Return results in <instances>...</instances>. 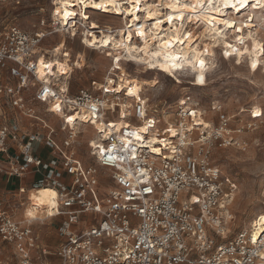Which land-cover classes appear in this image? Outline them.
<instances>
[{
	"label": "built area",
	"instance_id": "2783aa9c",
	"mask_svg": "<svg viewBox=\"0 0 264 264\" xmlns=\"http://www.w3.org/2000/svg\"><path fill=\"white\" fill-rule=\"evenodd\" d=\"M6 1L12 0L0 3ZM73 24L83 43V30L89 25L83 26L80 16ZM60 33L76 38L70 24L61 27L55 20L50 25L42 21L33 34L12 29L0 35V176L22 180L35 175L31 189L56 190L58 209L45 219L57 220L61 239L55 250L43 243L35 225L46 221L22 215L18 198L27 188L19 186L0 195V264H264L257 255L264 245L259 238L255 244L250 240L251 233L259 236L264 227L227 240L235 189L215 162L217 150L246 151L244 135L255 131L261 118L251 110L249 120L231 128V118L217 102L212 106L220 114L215 123L188 92L178 98L172 113L150 108L143 94L140 100L128 98L127 92H108L96 81L71 95L72 72L59 82L37 76L42 42ZM133 39L141 41L135 31ZM114 65L115 60L107 78L116 82ZM104 84L108 85L106 79ZM124 101L130 125L118 128L110 121L115 114L121 117L119 103ZM57 103L59 112L53 111ZM79 114L88 119L68 123L69 116ZM93 120H104L107 127L103 133L97 131L99 148L87 143L91 163H86L78 153L83 133L79 128L94 126ZM145 120L152 124L142 134L144 141H137L132 133L140 134ZM152 135L169 140L166 148L155 145L163 149L160 155L149 144ZM110 156L115 163L108 162Z\"/></svg>",
	"mask_w": 264,
	"mask_h": 264
},
{
	"label": "rangeland",
	"instance_id": "374dc122",
	"mask_svg": "<svg viewBox=\"0 0 264 264\" xmlns=\"http://www.w3.org/2000/svg\"><path fill=\"white\" fill-rule=\"evenodd\" d=\"M54 2L55 0L1 2L0 35L12 29L33 34L40 29L42 21H45L46 25H50L54 20L58 21L53 17L56 10ZM249 11L247 8L244 14L247 16ZM96 12L88 14L83 10L84 17H88L87 20L103 21L105 26L113 29H119L122 26L118 18H124V16L115 17ZM229 13L233 15L231 10ZM259 15L264 18V11ZM260 16L255 19V22L259 25V32L263 35L264 23ZM200 25L201 23L191 26L196 29ZM201 26L197 31H200ZM137 42L140 43V41ZM58 45H60V37L57 34L47 37L42 42L41 48L51 50ZM218 49L215 58L216 67L208 72L205 85L194 82V77L190 75L187 68L179 75L174 74V76L168 77L164 73L156 76L153 72L147 71L145 65H136V72L140 73L143 79L150 77L160 81V85L155 90L151 89L143 94L148 99L150 108L169 109L167 112L172 113L178 98L188 92L200 102L201 109L206 112L208 120H213L215 123H218L220 114L214 112L212 106L214 103H220L223 106V115L231 118V128L239 125L241 120H249V111L251 110H259L264 113V69L250 71L246 64H235L233 59H224ZM109 51L108 49L102 51L96 48L95 50L86 48L81 43L80 36L74 40L68 39L65 52L71 60L72 67H79L78 69L74 67L70 76L71 95H76L81 89L91 88L93 81H96L98 86L105 85L104 80L107 78L114 60V57H106ZM80 54L86 57V65H81V60L78 59ZM130 64L132 63L121 62L126 72L134 75L127 69V65ZM115 74L118 76L120 72L117 71ZM122 103L128 105L125 101ZM49 117L53 119V122H57L56 117ZM114 119H118L116 114ZM81 129L83 133L78 143V153L83 161L91 163L87 143L91 141L94 132L90 127ZM244 139L249 143L246 151L229 148L215 152L216 164L220 166L225 180H229L228 185L235 189V200L231 206V214L234 218L227 227V240H231L240 232L247 231L249 224L256 216L264 212V119L261 118L259 127L255 131L245 134ZM43 157H47V151L43 153ZM103 174L105 173L103 172ZM29 189L31 187L27 188L26 195L18 200L26 202ZM2 194L7 195L8 193L0 191V195ZM21 209L23 211L24 208L21 207ZM56 222L57 220L55 222L46 221L43 224L36 223L35 225V230L39 233L41 240L44 244L47 243L51 250H55L61 240L56 232Z\"/></svg>",
	"mask_w": 264,
	"mask_h": 264
},
{
	"label": "bare ground",
	"instance_id": "6f19581e",
	"mask_svg": "<svg viewBox=\"0 0 264 264\" xmlns=\"http://www.w3.org/2000/svg\"><path fill=\"white\" fill-rule=\"evenodd\" d=\"M96 2L99 3L101 2V0H96ZM103 2L106 5L105 8H95L92 5V3L89 2V0H85V3L83 5L77 3V0H55L54 5L56 6V10L53 14V17L61 23L62 27H67L70 24V28H72V34H73L72 36L76 37L78 35L77 33L78 28L77 30L73 28L74 26L73 19H76L77 16H80L83 26L89 25V27L85 26V29L83 30V32L85 33V38L82 44H84L86 48L93 49V50H95V48L101 49L102 51L105 49H108L114 53H112V56H109L108 54H106L107 58H111V57H115L116 55H119L120 61L125 60V62L127 63H133V61H130L128 59V56L130 54H135L138 59L139 58H146L149 60L152 59L151 55L147 57H143L142 53L135 51L136 48L143 47L142 40L140 41V43H138L135 39H133L135 41V45H133L131 42H129L125 38L126 33L128 31H132V32L135 31L138 23L144 25L146 35L149 38L148 43L150 46L156 43V41H153L150 38L153 35H158V36L163 37L164 39H169V38L174 37L176 34L183 35V33L186 30H191L193 32V37L191 39L193 43L197 44V47L195 48V52H200L201 49L199 45L201 44L208 45L210 51L216 52L218 48L223 49L226 44L231 43L233 47L239 49L240 51H243V48L247 46L249 48V51L253 53L256 57L260 59H264V57H261L259 52H257L256 49L253 48L252 41L247 39V33L251 31L254 40L264 42V34L262 35L259 32V29H258L259 25H257L255 22V19L259 18L260 16L259 14H261L264 11V8L251 7L250 5L254 3V0H249V6L246 7V9L248 8L250 10L247 16L251 15L252 17V19L250 21H247V23L253 25L254 27L250 29L246 28L241 32H234L230 28H225L222 24H220V20L224 19L225 17H227L230 20L236 19V17H239V20H237V25H239L240 21L244 20V18L247 17L244 14V11L246 9H242L240 13L235 12L231 8L224 9L220 5V0H214L213 5L211 6H208L205 0V3H206L205 8L198 9L196 13H192L190 9H185L183 7V5L186 3H195V0H180V3L176 5L174 9L165 7L167 3L173 2V0H156V1L155 0H140L138 4L136 3V0H132L131 3H129L128 0H115L114 6L113 4H109L108 0H103ZM149 5H152V6L149 7ZM79 8H80V12H78ZM217 8H220V11H217L216 10ZM83 10L85 11L88 10V12L86 11L88 14H94V13H97L96 11H98L100 12V14L103 13L109 16H115V17L124 16V18H118V20H120V23L122 24V26L119 29H113V28L105 26L106 28L111 29V35L114 37V39L109 41L108 45H105L103 41L108 38L109 33L107 31L101 30V33L98 35L97 30L91 27V24L96 23V21L86 20L84 17V14L83 15L81 14L83 13ZM230 10L233 12V15L229 13ZM66 12L67 13L76 12V15L66 16L65 15ZM168 14H171L173 16H178L182 14L184 17H188L189 15H192V20L191 21H188V20L181 21L179 19H173L172 23L169 24L167 20L164 19V17ZM197 15L200 16L199 21L196 19ZM133 16L140 17V20L137 21L133 19ZM149 17H151V19H149ZM260 18L261 20L263 19L262 22L264 23V18L262 16H260ZM156 19H163L164 23L156 27H149V25L153 24ZM206 19L212 20V24L206 23ZM200 23L201 25H203V26L200 25L201 26L200 31H197L200 26L196 29H194V27L191 26V25H199ZM128 25H131L132 27L129 28ZM181 25H183V27H181ZM213 26H215V31L212 30ZM221 29H223V31H221ZM165 33H167V35H165ZM58 35L60 37V45H58V47H54L51 50L42 49L41 47L39 48L40 55L37 61L38 63L37 76L42 81L50 82L53 79L55 82H59L61 81V78L63 77L68 78L71 72H73L71 60L69 59L67 55H64V52L66 50L67 41L68 39H71V37H67V34L65 33H60ZM237 36L245 37L244 45H241L239 40L236 39ZM213 37H215V39H213ZM204 40H207L206 42L208 43H206ZM93 41H95V43H93ZM121 43L128 45V47L124 48V47L118 46ZM173 43L178 53L181 52L182 50L184 54H187L189 56L193 55L192 43H188L186 41L185 45H181V44L176 43L175 40L173 41ZM214 45L218 47H213ZM47 55L50 56L49 59L47 58ZM215 58L216 56L214 57L212 63H215ZM223 58L226 60L233 59V57L231 56L223 57ZM238 58L241 61L240 65L246 64L248 69L252 71L247 63V60L250 59L248 54H245V56H241ZM78 59L81 60L80 61L81 65H86V57L83 54H80L78 56ZM41 61H43L44 63L41 64ZM45 65H50V69L48 67H45ZM137 65L140 66L141 64H137ZM211 69L212 68L208 67L206 63V77H207L208 72L211 71ZM259 69L261 68L258 67L257 70ZM146 70L149 72H153L154 74H156V76H158L161 73H164L163 70L160 68H149L146 66ZM117 71L120 72V75H118V80H116V82H114L112 78H106L108 85L106 84L100 85L101 87H104V88L106 87L108 92H111L114 94H121L122 92H124L125 87H131L129 78L132 82L136 83L138 87H141L140 97L138 100L141 99L142 94H145L146 92L152 89L151 87H148V88L142 87L145 81L148 79H143L140 73L136 72L134 73V75H130L128 74V72H126V70L124 69L122 65L119 69L116 67V65H114L112 73L115 74V72ZM197 71H199L198 66L195 71H189V73L190 75H193L194 77ZM164 74H166L168 77H171V76H174V74L176 73L173 72L171 75H169L168 73H164ZM151 79L158 80L157 78H151ZM149 84H150V80H149ZM115 88H119L121 89V91L120 92L112 91V89H115ZM127 96L128 98L137 99L136 97L130 96L128 94ZM119 106L122 108L121 117H119L118 119H115L114 121H110L112 124L116 123L118 128L122 126L124 127V126L130 125L125 120L126 118L125 109L127 108L128 105L124 103H119ZM82 117L84 116H81L80 114L76 115V118L85 120V119H82ZM165 120H167L166 116H165ZM97 125L105 127V129L107 127V123L104 120H102L101 122L95 123L94 126H91V125L82 126V127H90L92 128V131L94 132V135L91 141H89V143L95 142L98 137L97 131H99V129L97 128ZM143 127L144 126H139L138 128L140 135H142L143 133H146V132L140 131V129ZM171 131H174V130L172 129ZM150 141H151V144H153L152 147L154 148H157L155 146L157 144H163L164 148H166L169 145V140L167 138H164V137L160 138L156 135H152L150 137ZM162 150L163 149L160 148L159 152H155V153L160 155L162 154ZM46 189H50L56 192L55 189L51 187H46V186L38 188V189L29 190L28 195H27V200L26 202L23 203L24 209H23L22 215L25 218L30 219L26 216V213L27 211L32 210L37 217L36 219L46 221L45 218L46 216H49V215H48V212L45 210V206L38 204L36 201L32 199L33 194L39 195L42 191ZM234 200H235V196H234ZM261 217H264V212H261L260 214L256 216V218L249 224L248 230L245 232H251L255 230L259 232V230H261L264 227V224H262L260 220Z\"/></svg>",
	"mask_w": 264,
	"mask_h": 264
},
{
	"label": "snow or ice",
	"instance_id": "6c2138e0",
	"mask_svg": "<svg viewBox=\"0 0 264 264\" xmlns=\"http://www.w3.org/2000/svg\"><path fill=\"white\" fill-rule=\"evenodd\" d=\"M89 2L92 3V5L95 8H105L106 7L103 0H101V2H99V3H97L96 0H89ZM128 2L131 3L132 0H128ZM139 2H140V0H136L137 4ZM77 3L83 5L85 3V0H77ZM108 3L113 4V6H114L115 0H108ZM179 3H180V0H173V2L167 3L165 5V7L170 8V9H174L176 7V5H178ZM206 3L208 6H211V5H213L214 0H206ZM206 3H205V0H195V3H186L183 5V7L185 9H190L192 13H196L198 11V9H204L206 6ZM220 5L224 9L231 8L235 12L240 13L242 9H246V7L249 6V0H220ZM151 6L152 5H149V7H151ZM250 6L253 8H256V7L264 8V0H254V3H252ZM216 10L220 11V8H217ZM81 14L83 15V13H81ZM65 15L66 16L67 15L75 16L76 12H71V13L66 12ZM85 19L87 20L88 17L85 16ZM133 19L139 21L140 17L133 16ZM149 19H151V17H149ZM164 19H166L169 24L172 23L173 19H179L181 21H183V20L191 21L192 15H189L188 17H184L182 14H180L178 16H173L171 14H168L164 17ZM196 19L199 21L200 16L197 15ZM251 19H252V17H251V15H249L246 17L245 20H241L239 25H237V20H239V17H236V19H232V20L225 17L224 19L220 20V24H222L225 28L232 29L234 32H241L246 28L250 29V28L254 27L253 25L247 23V21H250ZM163 23H164L163 19H156L153 24L149 25V27H156V26H159ZM206 23L212 24V20L206 19ZM91 27L97 30L98 35L101 33V30L107 31L109 33L108 38L103 41V43L105 45H108L109 41L114 39V37L111 35V29L106 28L103 21L92 23ZM128 27L131 28L132 26L128 25ZM181 27H183V25H181ZM212 30L215 31V26H213ZM221 31H223V29H221ZM122 35H123V33H122ZM135 35H136V37H139L140 40H142V42H143V47L136 48L135 51L142 53L143 57H147V56L151 55L152 59L151 60L146 59V58H139L138 59L135 54H130L128 56V59L130 61H133L132 64L127 65V69L130 73L134 74L137 71V69H136L137 64L146 65L149 68H160L163 70L164 73H168L169 75H171L173 72H175L177 75H179L186 68L189 71H195L197 69V66H198L199 71L196 72V75L194 76V81L200 85H205L206 79H207V77H206V63L208 65V67H210V68L216 67L215 63H212L214 57L216 56V52L210 51L208 45H203V44L199 45V47L201 49L200 52H195V48L197 47V44L193 43V41L191 39L193 37V32L191 30H186L183 33V35L176 34L174 37L169 38V39H164L161 36L153 35L150 38L153 41H156V43H154L151 46L148 43L149 38L146 35L143 24H140V23L137 24L136 29H135ZM165 35H167V33H165ZM125 38L129 42H131L133 45H135V41L133 40V32L132 31H128L126 33ZM213 39H215V37H213ZM236 39L239 40L241 45H244V43H245V37L244 36H237ZM247 39L252 41L253 48H255L257 52H259L261 57H264V42L254 40L251 31H249L247 33ZM174 40L176 43L181 44V45H185L186 41L188 43H192L193 55L189 56L187 54H184L182 50H181V52L178 53L174 47V43H173ZM93 43H95V41H93ZM118 46L124 47V48L128 47V45H125L123 43H121ZM213 47H218V46L214 45ZM229 49H230V51H229ZM218 50H219V54L222 57H229V56L233 57V62L235 64L241 63V61L238 57L245 56V54H248L250 59L247 60V63L253 72L257 71L258 67L261 69H264V59H260V58L256 57L253 53H251L249 51V48L247 46H245L243 48V51H240L239 49L233 47V45L231 43H228L224 46L223 49H218ZM64 55H67V52H65ZM108 55L112 56V53L109 52ZM114 60L117 62L116 67L119 69L121 67V65L119 63V61H120L119 55H116L114 57ZM43 63L44 62L41 61V64H43ZM45 67H48L50 69V65H45ZM149 80H150V84H149ZM129 82L131 83V87H125L124 91L127 92L128 95L136 97L137 99H139L141 87H138L136 83H134L130 80V78H129ZM159 84H160L159 80H154V79H151L149 77L148 80L145 81V83L142 87H144V88L151 87L153 90H155L159 86ZM112 91L120 92L121 89L115 88V89H112ZM52 95L55 96V93H52ZM45 98H46V95H45ZM53 111H56V112L60 111V104L59 103L54 105ZM140 115L141 116L144 115L143 110H141ZM190 115L193 117H196L195 112H191ZM251 115L254 117H260V118L264 119V113H262L259 110L253 111L251 113ZM67 119H68V123H72L73 120L76 119V116L72 115V116H69ZM82 119H88V118L82 117ZM91 122L93 124L96 123L94 120ZM198 123L203 125L204 127H207V125L204 124L203 120H199ZM151 124H152V121L145 120L144 127L141 128L140 131L141 132H148L149 126ZM114 127L115 126H113V128ZM97 128L99 129V132H101V133H103L105 131V127H102L100 125H97ZM168 131L171 133L172 136L177 135V133L174 131H171V129H168ZM132 135L136 136L137 141H143L145 139L144 136H142L138 133H132ZM129 143H130V141H129ZM93 144L95 147L99 148V146L96 145L95 142H93ZM149 144H151V141H149ZM113 147H115V146L113 145ZM100 151H103V149H100ZM132 151L134 154L135 149H133ZM152 151L153 152H159V148L158 147L152 148ZM28 159H31V157H29ZM115 161H116L115 157H111V156L108 157L109 163H115ZM144 191L150 192L151 189L145 188ZM56 198H57V193L55 191L50 190V189H46V190L42 191L39 195L33 194V196H32V199L34 201H36L40 205L45 206V210L48 212L49 216L54 215L55 213L53 210L58 209V205L56 203ZM192 200L198 202V198L195 196L192 197ZM219 207L224 208L225 205L221 204V205H219ZM26 216L28 218H30V220H35L37 218L35 213L32 210L27 211ZM260 220H261V223L264 224V217H261ZM198 222L202 223V221H198ZM225 231H227V229H225ZM258 238L261 241L262 245H264V231H261L259 236L255 232L251 233V235H250L251 243L255 244L257 242ZM161 251H162V249H161ZM257 255H259L260 258L262 260H264V248H262V250L259 253H257ZM237 264H239V262H237Z\"/></svg>",
	"mask_w": 264,
	"mask_h": 264
},
{
	"label": "crops",
	"instance_id": "0c3cea01",
	"mask_svg": "<svg viewBox=\"0 0 264 264\" xmlns=\"http://www.w3.org/2000/svg\"><path fill=\"white\" fill-rule=\"evenodd\" d=\"M34 180H36L35 175H28L22 180L9 179L5 176H0V191L9 192L18 190L19 186H25L26 188H29L32 187V183L34 182ZM45 245L48 246L47 243H45Z\"/></svg>",
	"mask_w": 264,
	"mask_h": 264
}]
</instances>
